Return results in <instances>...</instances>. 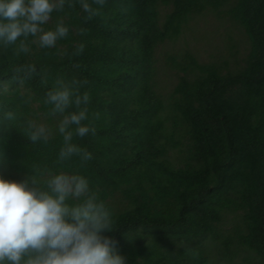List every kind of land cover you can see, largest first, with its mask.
Wrapping results in <instances>:
<instances>
[{
	"label": "trees",
	"instance_id": "1",
	"mask_svg": "<svg viewBox=\"0 0 264 264\" xmlns=\"http://www.w3.org/2000/svg\"><path fill=\"white\" fill-rule=\"evenodd\" d=\"M206 11L242 29L247 53L233 69L189 51L168 57L176 80L161 95L156 49ZM58 22L69 32L54 48L0 46V179L84 176L112 213L106 235L125 264H264V0H106L91 21L76 3L43 27ZM25 64L36 74L22 89L13 70ZM57 77L87 81L83 123L95 134L72 143L92 153L88 162L59 161L60 117L43 102ZM28 120L45 124L47 142L32 143Z\"/></svg>",
	"mask_w": 264,
	"mask_h": 264
},
{
	"label": "clouds",
	"instance_id": "2",
	"mask_svg": "<svg viewBox=\"0 0 264 264\" xmlns=\"http://www.w3.org/2000/svg\"><path fill=\"white\" fill-rule=\"evenodd\" d=\"M106 0H0V46L15 45L16 55L27 54L30 44L54 48L65 39L69 28L58 22L54 28L43 27L53 12L80 5L91 21L100 14ZM93 4L100 7H93ZM81 33L87 29H81ZM29 37H32L30 40ZM84 51L80 44L72 53ZM23 85L36 74V67L25 64L13 70ZM82 83L76 79L57 77L43 102L49 105V115L60 117L58 132L63 136L59 161L79 156L82 162L92 159V153L72 143L73 136L83 138L95 134V128L83 122L88 119L90 95L81 93ZM7 93V89H4ZM24 103H31L30 91L21 93ZM74 108V111H67ZM14 119V114H6ZM26 134L32 143L48 141L50 131L34 120L27 121ZM47 179L31 176L22 182L0 179V264H125V257L116 251V241L106 235L114 231L112 213L95 192L89 181L79 174L47 173ZM69 201H75L69 203ZM191 255L196 253L185 249ZM25 256L28 258L25 260Z\"/></svg>",
	"mask_w": 264,
	"mask_h": 264
},
{
	"label": "rangeland",
	"instance_id": "3",
	"mask_svg": "<svg viewBox=\"0 0 264 264\" xmlns=\"http://www.w3.org/2000/svg\"><path fill=\"white\" fill-rule=\"evenodd\" d=\"M209 14L211 12L206 11L192 17L177 40L167 41L156 49L155 80L161 95L170 91L171 82L176 80L175 72L168 68V57L189 51L200 63L217 64L224 59L229 63L227 69H233L234 59L240 62L247 53L248 41L242 29ZM231 44L234 49L229 48Z\"/></svg>",
	"mask_w": 264,
	"mask_h": 264
}]
</instances>
